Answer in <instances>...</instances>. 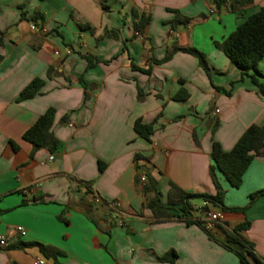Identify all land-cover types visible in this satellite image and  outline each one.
Masks as SVG:
<instances>
[{
    "label": "crops",
    "instance_id": "obj_1",
    "mask_svg": "<svg viewBox=\"0 0 264 264\" xmlns=\"http://www.w3.org/2000/svg\"><path fill=\"white\" fill-rule=\"evenodd\" d=\"M262 6L264 0L236 11L212 0H0V234L8 242L0 264H170L155 259L170 249L174 264H241L196 224L155 221L141 186L146 172L164 201L170 183L213 194L212 142L229 151L249 125L264 123V97L214 45ZM34 10L44 15L42 26L28 19ZM175 10L189 21L173 28ZM142 14L149 20L138 32ZM174 45L204 53L208 73L182 50L160 61ZM257 67L264 72V55ZM34 78L43 81L39 93L18 100ZM48 107L60 144L32 152L22 134ZM137 118L154 122L149 142L136 136ZM216 175L223 204L243 207L264 188V155L251 160L238 187ZM243 221V236L264 258V195L243 212L222 211L209 230L223 239V228ZM32 242L56 249V262Z\"/></svg>",
    "mask_w": 264,
    "mask_h": 264
},
{
    "label": "trees",
    "instance_id": "obj_2",
    "mask_svg": "<svg viewBox=\"0 0 264 264\" xmlns=\"http://www.w3.org/2000/svg\"><path fill=\"white\" fill-rule=\"evenodd\" d=\"M252 1L253 0H212L217 9H220L223 5H227V8L231 11H236ZM174 13L175 15L172 19L173 28L176 24H185L189 21V18L183 16L178 10H175ZM28 19L38 24V26H42L44 15L42 12L34 10ZM148 20L149 18L143 14L139 15L138 20L134 23L135 29L141 32ZM109 34L116 37L114 31H110ZM1 44L2 39L0 37V45ZM214 45L240 70L241 78L244 76L249 77L251 82L257 87L258 93L264 97V83L260 80V77H264V72L260 71L257 67L259 60L264 55V6L246 17L244 21L237 25L224 39L215 41ZM176 50H182L194 55L198 60L199 66L208 73L209 66L204 53L193 47L181 48L174 45L170 49H167L166 55L160 61L170 58L172 53ZM85 58L88 67L94 64L91 56L85 55ZM142 71L148 72V70ZM42 83L43 81L40 78L32 79L20 91L18 100L37 95ZM180 97H183L180 92L174 96L175 99ZM54 116L55 109L53 107H48L22 134V138L31 143L32 152L39 148H46L49 151H53L59 146L60 141L51 130ZM66 118L67 115L62 117L63 120H66ZM177 118L179 117H175L174 120ZM133 130L136 136L149 142L155 130L154 122L151 121L146 123L140 118H137L133 122ZM257 155H264V123L261 125H249L229 151H224L217 141L212 142L210 152L212 163L209 166V174L215 188L213 194L187 192L174 183H170L169 190L166 194V200L164 201L162 199V193L157 189L154 179L145 172L146 181L141 186V192L145 196L146 206L151 210L155 221H165L176 218L186 224H196L207 234L209 239L233 252L241 264H264V258L255 251L252 242L242 234V232L248 228L249 221H243L231 229L223 228L224 238L219 239L206 228L200 217L205 207L194 208V205H197L194 203V199L198 198L202 201H208L211 207H218L221 211L243 212L254 200L263 196L264 188L250 193L247 205L243 207H226L223 204L224 192L216 175V171H220L231 186L238 187L242 181L243 173L251 160ZM140 158H143V156L139 153L134 154L135 160ZM98 164L99 169L102 170L104 168V163L99 161ZM87 184L89 185V183ZM30 244L38 245L39 249L46 257H53L56 262V249L36 242L28 243V245ZM176 257V252L170 249L161 255H156L155 259L157 261L174 264ZM56 264L58 263L56 262Z\"/></svg>",
    "mask_w": 264,
    "mask_h": 264
},
{
    "label": "built area",
    "instance_id": "obj_3",
    "mask_svg": "<svg viewBox=\"0 0 264 264\" xmlns=\"http://www.w3.org/2000/svg\"><path fill=\"white\" fill-rule=\"evenodd\" d=\"M32 29H35L34 25H31ZM67 52H69V50H67ZM218 110L216 109V112ZM52 156H49V159H51ZM205 207V209L202 210V213L200 215L201 219L204 222V225L206 226V228H210L213 226V224H215L216 222H219L221 217H222V211L221 210H217V209H212L210 206V203L206 200L201 201L200 205H194V208H199V207ZM17 231L23 235L25 233L24 229L22 227H17ZM7 239L4 235L0 234V246L5 247L7 246ZM33 264H44L43 260L40 258H37Z\"/></svg>",
    "mask_w": 264,
    "mask_h": 264
},
{
    "label": "rangeland",
    "instance_id": "obj_4",
    "mask_svg": "<svg viewBox=\"0 0 264 264\" xmlns=\"http://www.w3.org/2000/svg\"><path fill=\"white\" fill-rule=\"evenodd\" d=\"M201 201H202V200H201V199H198V198H197V199H194V202H195L196 204H199V205L201 204Z\"/></svg>",
    "mask_w": 264,
    "mask_h": 264
}]
</instances>
